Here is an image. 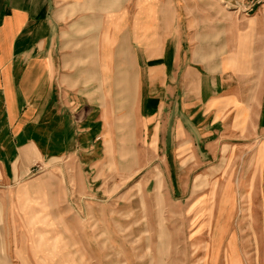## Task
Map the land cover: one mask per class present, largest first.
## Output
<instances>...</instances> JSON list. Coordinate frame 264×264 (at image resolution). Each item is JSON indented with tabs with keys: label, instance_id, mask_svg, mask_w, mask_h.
I'll return each instance as SVG.
<instances>
[{
	"label": "crops",
	"instance_id": "obj_1",
	"mask_svg": "<svg viewBox=\"0 0 264 264\" xmlns=\"http://www.w3.org/2000/svg\"><path fill=\"white\" fill-rule=\"evenodd\" d=\"M173 104L175 152L189 136L207 138V151L223 145L232 111L234 125L264 129V4L245 13L220 0H0V264H12L14 202L29 201L46 161L91 159L100 139L124 135L110 131L141 136L157 106Z\"/></svg>",
	"mask_w": 264,
	"mask_h": 264
},
{
	"label": "rangeland",
	"instance_id": "obj_2",
	"mask_svg": "<svg viewBox=\"0 0 264 264\" xmlns=\"http://www.w3.org/2000/svg\"><path fill=\"white\" fill-rule=\"evenodd\" d=\"M237 111L232 136L212 151L189 136L175 152L173 104L157 106L141 136L110 131L124 135L100 139L91 159L46 161L29 201L14 202L12 264H264V129L234 125Z\"/></svg>",
	"mask_w": 264,
	"mask_h": 264
},
{
	"label": "built area",
	"instance_id": "obj_3",
	"mask_svg": "<svg viewBox=\"0 0 264 264\" xmlns=\"http://www.w3.org/2000/svg\"><path fill=\"white\" fill-rule=\"evenodd\" d=\"M224 5L248 13L264 4V0H220Z\"/></svg>",
	"mask_w": 264,
	"mask_h": 264
}]
</instances>
